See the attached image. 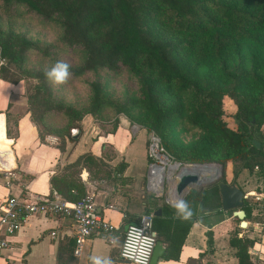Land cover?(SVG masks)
Here are the masks:
<instances>
[{"label":"trees","instance_id":"trees-1","mask_svg":"<svg viewBox=\"0 0 264 264\" xmlns=\"http://www.w3.org/2000/svg\"><path fill=\"white\" fill-rule=\"evenodd\" d=\"M19 7L44 20L60 18L64 41L78 47L83 55L82 62L71 70L73 76L98 69L113 73L125 69L133 74L139 95L132 99L131 106L144 109L150 117L146 130L157 134L176 161L203 164L243 157V168L249 173L257 170L264 192V139L252 135L247 127L264 118V108L260 106L264 90V0H151L148 5L140 0H0V11L6 16L13 15ZM246 43L255 44L249 54L251 71L240 62L235 65ZM32 48L27 38L0 28V57L8 61L7 66H0V79L16 84L20 78L13 68L25 74L26 52ZM141 68L146 72H140ZM45 72L26 71L39 82L27 98L26 109L40 138L59 136L62 150L66 139L78 140L84 116L94 111L53 103ZM90 87L96 103L102 88L98 82H91ZM189 88L194 90L198 104L188 122L203 134L188 147L170 145L166 142L167 134L182 116V106L172 99L175 93ZM224 96L236 103L234 118L243 123L241 132L227 128L221 118ZM48 116L66 118V126L58 130L50 127ZM71 128H78V133L71 135ZM7 133L10 134L9 130ZM253 139L260 142L259 148L252 143ZM100 159H94L90 152L79 155L65 166V175L51 179L53 188L66 200L80 199L85 195L83 183L72 178L70 171L84 162ZM124 169L125 163L121 162L112 167V174L115 177ZM219 182L227 183L222 179L200 191L189 192L184 201L192 215L203 210L220 211ZM146 197L156 201L164 198L148 194ZM242 207L245 218H249L252 208L247 206L246 199ZM157 219L155 216L153 230L158 233ZM191 223V219H178L172 233L166 236L169 245L163 258L179 257ZM121 239L122 236L119 243ZM254 242L246 234H232L230 245L235 249L238 264H255L249 254Z\"/></svg>","mask_w":264,"mask_h":264},{"label":"crops","instance_id":"crops-1","mask_svg":"<svg viewBox=\"0 0 264 264\" xmlns=\"http://www.w3.org/2000/svg\"><path fill=\"white\" fill-rule=\"evenodd\" d=\"M89 122V118H84L78 140L66 139L65 149L61 150L56 136L40 138L37 126L26 109L22 83L13 84L0 79V205L11 195L47 197L55 189L51 179L65 175L68 171L65 166L85 152H90L96 160H104L102 154L108 150L111 168L119 161L125 163L124 171L115 177L112 174L109 181L88 177L86 171H82V178L79 179L85 194L93 195L98 211L119 228L116 245L90 238L83 244L80 254L76 255L73 225L69 218L34 214L28 216L22 228L9 238V246L0 251V264H94L95 259H99L101 264H129L119 256V239L125 225L137 220L147 208H153L150 212L160 210L157 215L158 233L154 232L167 250L166 236L172 233L181 217L173 207L177 201L167 202L164 198L152 200L142 190L148 161L146 134L137 145L134 139H126V125H118L109 133H100L97 123ZM90 124L93 126L91 131L87 126ZM136 130L132 133L133 137L140 131ZM1 168L11 169L8 172L10 177L7 178ZM6 182L10 184L7 186ZM246 195L264 200L261 186ZM155 204L157 206L154 207ZM109 205L114 208H108ZM219 210L197 211L192 215L179 257H160L157 264H238L235 249L230 245L233 214L221 207ZM249 223L253 228L247 236L255 239L249 249L250 258L255 264H264V228L263 234H259L260 223L254 219L246 221V225ZM237 233L242 235V232Z\"/></svg>","mask_w":264,"mask_h":264},{"label":"rangeland","instance_id":"rangeland-1","mask_svg":"<svg viewBox=\"0 0 264 264\" xmlns=\"http://www.w3.org/2000/svg\"><path fill=\"white\" fill-rule=\"evenodd\" d=\"M140 1L142 4L148 5L151 0ZM0 28L5 33H11L19 37L23 36L33 44V48L26 52V60L23 66L25 74L13 68L16 77L20 78L18 83L21 82L24 87L26 108L28 106V96L36 90L39 83L38 79L29 76V74H26V71L47 70L57 61H64L70 65V76L67 82L63 84L55 85L51 81L48 82L52 90L50 100L55 104L60 103L72 105L84 110H93L94 113H88L84 118H89V123H97V130L100 133H109L114 131L118 125H126V139H134L137 145L140 144L142 136L146 134L147 150L148 134L153 130H146V124L150 121V117L145 114L144 109L131 106L132 99L139 95L136 77L133 74L125 69H122L117 73L109 72L105 69H98L86 72L79 76H73L71 70L82 62L83 55L80 50H77L79 49L78 47L70 46L64 41L60 18L44 20L35 14L26 13L22 7H19L11 16H6L5 13L0 11ZM170 34L173 35L172 32ZM254 48V43L243 44L242 53L238 56L235 65L240 62L239 64L244 65L247 70H253V65L249 60V54ZM2 59L4 61L2 66H7L8 61L6 58L2 57ZM139 71L146 72L144 68H141ZM262 74L264 75V73ZM91 82H98L102 88L100 98L96 103H93L92 100L93 91L90 87ZM172 101L178 103L179 106H182V116L173 123L172 130L167 134L166 142L170 145L188 147L203 134L200 129L192 127L188 122L191 111L198 104L194 95V90L189 88L184 92H177ZM260 106L264 108V90L260 95ZM236 109L237 106L234 99L229 96H224L222 101L223 114L221 118L227 128L236 132H241L243 123L235 120L234 114ZM47 121L50 127L54 126L57 130L64 128L67 123V119L61 116H48ZM82 124L83 120L81 126ZM91 125L92 124L87 125L90 128V131L93 130V126ZM247 127L251 130L252 135L264 139V118L258 121L257 125L247 124ZM136 128L140 129V131L133 137L132 133L137 131ZM77 133L78 128L70 129L71 135H76ZM56 137L59 142V136ZM102 155L105 161L100 159V161L92 163L84 162L82 166L73 168L70 171L72 173V178L80 179L82 178V171H86L88 177H94L99 180L102 178L108 181L109 179L111 180L112 165L108 163L111 160L110 152L107 150ZM243 161L244 159L241 157L229 159L224 162L209 161L204 162L203 164H213L218 167V173L220 172L221 174L218 181L224 179L227 183H235L245 193L251 190H259L260 186H263L262 178L259 176L256 169L253 173H249L247 169H244ZM121 162L122 161H119L118 164ZM114 166H116V164ZM216 181L204 183L207 184L204 187L214 184ZM164 184L163 196H166L170 192L171 184L166 179ZM142 190L144 193L151 195L145 190L144 184ZM250 194H253V192ZM246 204L248 207L252 208V213L249 218H237L236 216H233V233L239 232L241 234L242 232L243 236L249 234L253 225L250 223L246 225V221L254 219L260 223L259 230L261 231L259 234H263L264 200H256L255 195H248L246 198ZM229 213L232 212L229 211ZM241 224H245V226H241Z\"/></svg>","mask_w":264,"mask_h":264},{"label":"built area","instance_id":"built-area-1","mask_svg":"<svg viewBox=\"0 0 264 264\" xmlns=\"http://www.w3.org/2000/svg\"><path fill=\"white\" fill-rule=\"evenodd\" d=\"M0 61L3 62L0 63L2 66L4 61L1 57ZM146 154L148 161L144 187L149 194L155 196H163L169 164L177 165V169L171 174L172 177L182 172V169L195 166L176 161L153 131L148 134ZM159 155H164L169 164L162 162ZM1 169L5 171L7 178L10 177L8 172L11 169ZM6 184L8 186L10 183ZM173 185L171 184L169 194L164 196L167 202H174ZM108 208L114 207L109 205ZM34 214L51 218H69L73 225L76 255L80 254L83 244L90 238L102 239L110 245H116L119 238V228L98 211L91 193H86L76 201H69L56 189H52L44 198L11 195L0 205V251L9 246V238L22 228L28 216ZM154 217L153 212H143L137 220L126 224L127 228L122 231V239L118 244L122 260L129 264H149L157 240L153 230Z\"/></svg>","mask_w":264,"mask_h":264},{"label":"water","instance_id":"water-1","mask_svg":"<svg viewBox=\"0 0 264 264\" xmlns=\"http://www.w3.org/2000/svg\"><path fill=\"white\" fill-rule=\"evenodd\" d=\"M252 143L259 148L260 142L256 139L252 140ZM193 165H207V164H193ZM220 172L214 177L205 182L200 181V177L197 172L191 170H184L179 173L178 178L173 185V198L174 201L183 200L189 192H195L201 190L205 185L204 183L218 182L220 179ZM218 189L221 199V209L224 211H232L233 216L237 218L245 217V212L242 209L246 193L235 183L219 182ZM155 216L160 214V210L157 209L153 212ZM244 226V225H242ZM127 226L125 225L124 229ZM165 247L161 241L157 240L151 255L149 264H157L158 260L164 254Z\"/></svg>","mask_w":264,"mask_h":264},{"label":"clouds","instance_id":"clouds-1","mask_svg":"<svg viewBox=\"0 0 264 264\" xmlns=\"http://www.w3.org/2000/svg\"><path fill=\"white\" fill-rule=\"evenodd\" d=\"M0 63H3L0 61ZM70 65L64 61H57L45 72L46 78L55 85L66 83L69 76ZM173 207L176 209L177 214L182 219H189L192 216V211L189 209L188 204L183 200H178L173 204ZM94 264H101L99 259H95Z\"/></svg>","mask_w":264,"mask_h":264},{"label":"bare ground","instance_id":"bare-ground-1","mask_svg":"<svg viewBox=\"0 0 264 264\" xmlns=\"http://www.w3.org/2000/svg\"><path fill=\"white\" fill-rule=\"evenodd\" d=\"M4 156H2L3 158ZM160 159L162 160V162L164 163H168L166 157L164 155H159ZM169 164V163H168ZM188 168V167H187ZM218 167L216 165H213V164H208V165H195L193 167H190V169H182L181 171H188V170H191V171H194V172H197L199 177H200V181L201 182H205L211 178H214L217 173H218ZM177 169V165L175 164H169V171H168V182L170 184H175L177 178H178V175L179 173L175 176V177H172L171 174L174 172V170ZM172 199L174 200V198L172 197Z\"/></svg>","mask_w":264,"mask_h":264}]
</instances>
